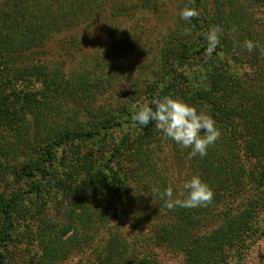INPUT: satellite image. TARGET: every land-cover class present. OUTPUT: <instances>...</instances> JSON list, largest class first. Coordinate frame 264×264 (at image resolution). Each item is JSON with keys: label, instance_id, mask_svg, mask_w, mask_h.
Masks as SVG:
<instances>
[{"label": "trees", "instance_id": "16d2710c", "mask_svg": "<svg viewBox=\"0 0 264 264\" xmlns=\"http://www.w3.org/2000/svg\"><path fill=\"white\" fill-rule=\"evenodd\" d=\"M160 2L0 0V264H59L76 251L86 264H160L154 249L180 255L179 264H240L243 250L264 236V53L244 46L251 40L264 49V22L254 19L264 0L163 2L170 17ZM186 7L199 12L191 23L179 16ZM136 13L158 15L164 27L133 70L123 64L136 45L119 24ZM212 26L223 32L208 57ZM80 28L105 29L102 54L69 72L66 63L35 59L59 35L68 36L67 51H82ZM228 55L244 57L247 72L237 73ZM164 96L215 120L221 134L205 157L190 159V149L154 122L134 126L131 106ZM162 147L167 157L157 155ZM169 155L173 166L165 167ZM193 175L214 193L206 207L169 210L151 192L171 186L173 198L184 199ZM45 194L58 197L63 224L40 218ZM126 214L129 238L110 229ZM18 221L39 249L25 260L4 252Z\"/></svg>", "mask_w": 264, "mask_h": 264}, {"label": "rangeland", "instance_id": "374dc122", "mask_svg": "<svg viewBox=\"0 0 264 264\" xmlns=\"http://www.w3.org/2000/svg\"><path fill=\"white\" fill-rule=\"evenodd\" d=\"M162 1L168 3L173 2V0ZM163 2H160V8L166 15L162 13V17H170L169 13L165 12V10L167 11V9ZM171 6L173 7L172 4ZM134 17H136V19L132 23L129 22L126 25L119 24L120 31L122 30V32H126L127 40L133 41L136 45L134 53L130 55V59L125 60L123 64L124 66H132L133 70L138 68L144 62L145 56L148 55L147 52L150 53V51L156 47L157 43H159L162 37L164 27L163 23L160 22L161 17L158 15L150 16L149 14L136 13ZM254 19L255 21L262 20V23L264 22V5L258 8ZM104 30L102 29L100 31H93L90 28L78 29L76 31V39L82 41V46L84 47L82 51L79 50L80 52H74L75 47L73 46L69 48V51H67L68 45H63L62 43L68 40V36L59 35L52 39L47 45L42 47L38 51V54L35 59L43 60L50 64V66L56 63L60 64V62L63 64L66 63V72L74 70L77 66H79L80 63H83L85 57H90L91 59L94 56L103 53L104 44H101L100 42H102L101 40L104 38ZM62 45L64 46V49L60 50ZM230 57L231 55H228L226 57V59L229 58L227 62L232 68H237V73L247 72L248 68L246 67L247 65L245 64L246 61L244 57L241 58V61H231ZM116 94L117 93L115 91H112V94L106 92L103 96L106 95L108 98H111ZM153 149L156 151V148ZM166 154L167 148L165 147H162V151L157 152V155L160 156V158L162 156L167 157ZM161 164L165 167H170L171 165L173 166L171 156L169 155L168 160L165 163L161 162ZM262 190L264 191V188ZM40 199L48 201L45 204L46 211L40 218L44 219L45 221H51L56 225L63 224V221H65L63 212H56L55 209V202L58 200V197L51 194H45ZM63 211L65 212V208L63 209ZM36 224L39 223L37 221L31 223L32 231L35 230ZM110 226L111 231L119 230L122 235L126 238L131 237L130 234L131 232H133L132 217H130L129 214L121 216L120 219L112 222ZM25 231L26 229L24 227V224L21 221H18L11 242L4 250L5 254L10 257V259L22 258L25 260L39 252L37 243L27 238ZM135 233V238H141V236H139L140 233L138 231H136ZM245 250L246 253L244 254V259L243 261H241L240 264H264V236L250 243L249 246H247L246 249H244L243 251ZM154 253L156 254V258H158L160 264H179L182 260L180 255L173 253L167 249H154ZM59 264H86V256L83 255V253H81L80 251H76L70 254L65 260H63Z\"/></svg>", "mask_w": 264, "mask_h": 264}, {"label": "clouds", "instance_id": "9594fccd", "mask_svg": "<svg viewBox=\"0 0 264 264\" xmlns=\"http://www.w3.org/2000/svg\"><path fill=\"white\" fill-rule=\"evenodd\" d=\"M198 15V10L193 7H186L179 12L180 18L189 23ZM222 32L223 29L219 26L209 28L205 37L207 41L205 54L208 57H211L220 45ZM244 46L249 52L255 48L264 53L259 43L251 40H246ZM131 111L134 126L143 129L150 122H154L155 128L163 134L164 138L170 139L181 148L190 149L188 153L190 159L197 156L205 157L209 146L214 144L221 134L215 120L210 115L170 96L153 99L142 105L134 104L131 106ZM183 190L186 193L184 199H174L171 186L165 188L162 193L159 187L153 186L151 192L161 196L164 199V207L169 210L175 207H206L212 202L214 196L212 189L201 180L199 175H193L185 180Z\"/></svg>", "mask_w": 264, "mask_h": 264}]
</instances>
